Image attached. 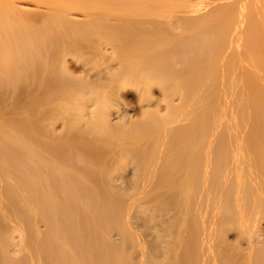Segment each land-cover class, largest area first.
I'll return each mask as SVG.
<instances>
[{
	"label": "bare ground",
	"instance_id": "obj_1",
	"mask_svg": "<svg viewBox=\"0 0 264 264\" xmlns=\"http://www.w3.org/2000/svg\"><path fill=\"white\" fill-rule=\"evenodd\" d=\"M197 3L0 0V264H264V12Z\"/></svg>",
	"mask_w": 264,
	"mask_h": 264
},
{
	"label": "rangeland",
	"instance_id": "obj_2",
	"mask_svg": "<svg viewBox=\"0 0 264 264\" xmlns=\"http://www.w3.org/2000/svg\"><path fill=\"white\" fill-rule=\"evenodd\" d=\"M187 1V0H184ZM192 1H197L198 5V12L201 13V15L205 18L208 17L210 20H220L224 24H227L232 20L233 18H236L237 16L239 17L240 14V19L237 18L238 22H243L242 18H244V11L247 10L248 14L250 17L248 20L252 17L253 14L256 12H264V0H192ZM182 3V0H181ZM202 19H198L194 21V24H200ZM233 22V20H232ZM8 113V114H5ZM2 114H0V117L3 115L4 117L7 115V118H13L16 119L18 118V115L21 113V109H12L9 108ZM14 115V116H13ZM2 116V117H3ZM21 116V115H20ZM19 116V117H20ZM0 119H4V118ZM6 118V117H5ZM6 118V120H8ZM9 118V119H10ZM264 225V222H263Z\"/></svg>",
	"mask_w": 264,
	"mask_h": 264
}]
</instances>
